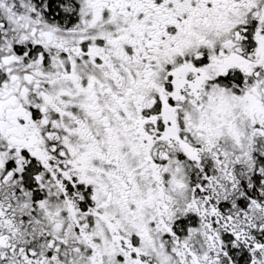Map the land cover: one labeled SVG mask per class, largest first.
<instances>
[{
    "label": "snow or ice",
    "instance_id": "6c2138e0",
    "mask_svg": "<svg viewBox=\"0 0 264 264\" xmlns=\"http://www.w3.org/2000/svg\"><path fill=\"white\" fill-rule=\"evenodd\" d=\"M0 264H264V0H0Z\"/></svg>",
    "mask_w": 264,
    "mask_h": 264
}]
</instances>
